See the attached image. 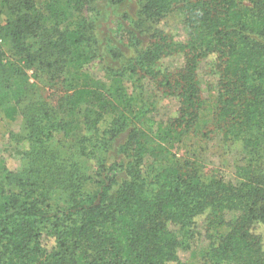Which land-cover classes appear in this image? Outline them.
Instances as JSON below:
<instances>
[{"label":"trees","instance_id":"trees-1","mask_svg":"<svg viewBox=\"0 0 264 264\" xmlns=\"http://www.w3.org/2000/svg\"><path fill=\"white\" fill-rule=\"evenodd\" d=\"M35 1L17 0L15 7L23 13L12 23L0 22V106L8 118L17 111L6 100L20 71L2 43L11 40L22 57L28 53L24 38L38 23L28 14ZM97 1L47 0L46 21L65 19L72 9L97 11ZM109 2L115 6L124 0ZM178 6L184 38L153 26ZM135 25L149 35L148 44L136 37L139 48L128 65L107 67L102 77L87 75L61 105L69 114L82 105L97 114L81 143L94 139L101 118L115 117L108 130L115 142L113 163L102 165L86 196L57 208L29 185L31 178L0 173V264H187L179 250L192 248L202 214L208 238L204 249L213 262L264 264V241L253 229L264 225V0H143ZM95 27L86 21L58 29V38L47 45L60 48L64 65L74 66L77 74L89 58L81 50L84 36ZM176 54L184 58L183 65L163 71L159 61ZM210 55L216 56L222 91L210 132L242 143L245 161L238 177L208 174L199 161L187 159L145 172L143 165L169 160L196 125L202 109L198 67ZM126 73L159 81L179 99L178 114L164 122L154 117L151 103H136L128 94ZM77 185L78 191L84 186Z\"/></svg>","mask_w":264,"mask_h":264},{"label":"rangeland","instance_id":"rangeland-1","mask_svg":"<svg viewBox=\"0 0 264 264\" xmlns=\"http://www.w3.org/2000/svg\"><path fill=\"white\" fill-rule=\"evenodd\" d=\"M16 2L0 0L2 24L12 23L23 13L22 9L20 11L19 7H15ZM47 3V0H36L28 11L30 21L37 20L38 23L24 38L29 47L24 57L11 40L2 43L7 59L20 71V75L12 80V91L6 100L8 106H16V113L8 118L0 106V173L13 172L17 176L31 178L29 185L34 184L33 188L44 192L47 197L45 203L57 208L69 204L71 199L86 196L95 188V182L103 172L102 165H110L114 161L111 148L115 143L108 133L114 126V116L101 118L94 139L81 143L88 133L91 118L97 114L84 105L69 114L61 105L87 75L102 77L107 67L112 66L117 70L124 64L128 65L139 48L135 38L138 37L141 45H146L149 35L135 25L143 0H124L115 6L109 0H99L95 3L97 11L72 9L67 18L50 23L46 21L49 15ZM180 9L181 6H178L166 12L153 26L158 25L175 38H184V17ZM86 21L93 22L96 27L84 36L81 50L89 58L76 74L74 66L64 65L62 50L53 43L47 44L50 40L55 42L59 31L74 28L75 25L83 26ZM113 52L121 56L116 57ZM159 62L161 69L168 72L182 66L184 58L176 54L165 56ZM215 63L216 56L210 55L198 67L202 109L196 125L184 134L169 160L145 164L142 167L145 172H155L187 159L199 161L208 174H222L227 180L238 177V166L245 161L242 143L224 141L218 134L210 132L222 94ZM124 78L128 94L138 104L145 101L151 103V108L155 109L154 117L167 122L178 114L179 99L168 93L159 81L140 78V74L131 76L126 73ZM65 121L71 122L69 127L63 126ZM84 144L87 153L83 151ZM79 183L84 184L80 191ZM205 217L206 214L197 217L196 234L191 239L192 248L179 250V257L187 264H216L204 249L208 244ZM175 226L174 229L179 232V227ZM253 229L264 241V225L255 224ZM222 231L223 228L218 229L219 233ZM46 243L51 246L52 241L46 240ZM192 249L194 252L191 255Z\"/></svg>","mask_w":264,"mask_h":264}]
</instances>
